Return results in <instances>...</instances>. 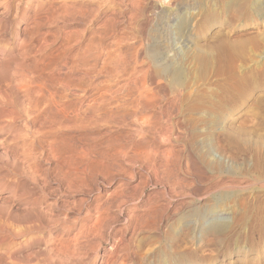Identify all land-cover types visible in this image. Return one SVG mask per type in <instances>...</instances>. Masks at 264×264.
I'll list each match as a JSON object with an SVG mask.
<instances>
[{"label": "rangeland", "instance_id": "1", "mask_svg": "<svg viewBox=\"0 0 264 264\" xmlns=\"http://www.w3.org/2000/svg\"><path fill=\"white\" fill-rule=\"evenodd\" d=\"M58 1L0 0V264H264V0Z\"/></svg>", "mask_w": 264, "mask_h": 264}, {"label": "bare ground", "instance_id": "2", "mask_svg": "<svg viewBox=\"0 0 264 264\" xmlns=\"http://www.w3.org/2000/svg\"><path fill=\"white\" fill-rule=\"evenodd\" d=\"M60 1V0H59ZM58 1V2H59ZM60 3V2H59ZM58 4V3H57ZM66 6H68V5H66ZM35 7V6H34ZM70 9V8H69ZM62 12V11H61ZM96 16V15H95ZM103 24V23H102ZM142 27V26H141ZM25 33V32H24ZM65 33V32H64ZM67 33V32H66ZM93 35H95V34H93ZM120 36V35H119ZM109 39V38H108ZM89 41V40H88ZM116 41V40H115ZM92 42V41H91ZM119 44V43H118ZM104 45V44H103ZM84 47V46H83ZM38 50V49H37ZM69 50V49H68ZM101 51V50H100ZM71 52V51H70ZM61 53V52H60ZM67 53V52H66ZM70 54V53H69ZM13 55V54H12ZM53 55V54H52ZM65 57V56H64ZM58 58V57H57ZM65 59V58H64ZM67 59V58H66ZM113 59V58H112ZM116 59V58H115ZM116 61V60H115ZM64 62V61H63ZM74 64V63H73ZM62 66V65H61ZM62 68V67H61ZM61 72V71H60ZM160 74H163V70H159L158 71ZM175 74V73H174ZM173 73H170L169 75V77H171L170 78V80L169 81H171V83H172V85H176V81H177V79H176V77H175V75H174ZM20 76V75H19ZM41 77V76H40ZM36 78V77H35ZM137 78V77H136ZM44 79V78H43ZM43 84V83H42ZM61 87H63V86H61ZM70 88H72V87H70ZM60 89V88H59ZM63 90V89H62ZM69 90V89H68ZM72 90V89H71ZM68 92V91H67ZM70 92V91H69ZM52 95V94H51ZM103 95V94H102ZM50 96V95H49ZM53 96V95H52ZM55 96V95H54ZM54 98V97H53ZM53 98L51 99V101L53 102L54 100H53ZM96 99H93V100H91V101H93V103H90L89 105H87V107H89V108H94V109H98V110H100V111H102L104 114H106V113H108V112H110V110H115L117 107H113V109L111 108V107H109L108 105H109V103H107L106 102V98H104V96H98V97H95ZM112 98V97H111ZM88 100V99H87ZM89 100V101H90ZM141 100V99H140ZM54 102H56V101H54ZM108 104V105H107ZM143 106V105H142ZM55 107V106H54ZM59 109V108H58ZM47 111V110H46ZM115 111H117V110H115ZM48 113V112H47ZM231 119H234L235 118V116H231L230 117ZM212 228H219L220 227V224L218 223H212ZM1 242V241H0Z\"/></svg>", "mask_w": 264, "mask_h": 264}]
</instances>
